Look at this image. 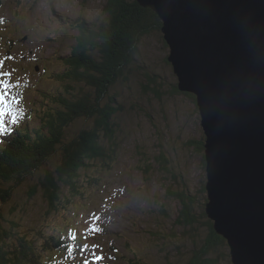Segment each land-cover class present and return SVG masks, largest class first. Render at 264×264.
<instances>
[{"label": "rangeland", "instance_id": "rangeland-1", "mask_svg": "<svg viewBox=\"0 0 264 264\" xmlns=\"http://www.w3.org/2000/svg\"><path fill=\"white\" fill-rule=\"evenodd\" d=\"M109 1L112 0L1 2L0 61L4 65L2 71L11 73L10 83L14 85L11 95L20 101L16 105L20 119L18 125L12 126V134L15 130L39 126L41 117L53 107L61 110L60 97L67 100L79 98V101L83 98L86 102L79 103L91 109L93 114L72 121L67 141L73 133H83L79 143L88 145L93 139L104 153L109 152L105 156L82 159L84 166L74 174L78 175L77 180L81 184L80 194L75 198L68 193L67 187H63L64 195L69 196L72 202L67 206H60L57 211L50 210L40 189L32 200L30 185H38L40 179L36 178L16 190L14 203L7 213L12 206L19 208L16 214L27 217L28 229L46 236L55 229L68 230L71 235L78 234L73 247L78 248L77 255L69 249L65 254L50 252L45 257L47 262L43 260L40 264H84L86 259L91 262L93 246H97L95 256L103 257L97 264H185L195 249L193 237L198 230H203V226L199 229L200 225L196 224L197 231L191 229L189 238L184 236L177 222L180 210L185 207L181 208L180 195L193 200L192 207L200 218L202 207L206 204L211 215L217 218L225 200L221 189L210 186L208 189L206 186L207 182L214 186L216 181L209 174L206 164L209 153L202 144L207 145L208 137L204 135L195 97L203 86L199 80L189 79V74L180 72V68L176 69L173 65L175 61L182 60L192 63L189 60L192 51L188 50L187 58L170 60L174 47L185 50V46L192 43L194 34L185 33L183 37L173 35L171 29L174 25L170 19L173 16L178 18L177 14L171 13L175 0H172L173 3L170 0H136L146 10L161 12L162 16L157 14L161 24L157 27L148 23L144 35L143 32L135 35L128 33V50L133 52L122 73L120 67L127 65V61L123 62L125 59L114 62L113 74L117 72V75L111 82L102 84L103 88L81 79L80 75L68 78L67 73L71 71L64 59L70 55L71 46L79 35L78 23L86 21L94 24L99 21V25L106 24ZM148 3L158 6L147 8ZM10 42L13 46L8 55ZM258 42L264 52L263 38ZM97 53L98 49L94 54ZM257 59L264 62V59ZM226 65L231 66L230 63ZM225 69L239 76L236 68ZM82 71L79 72L82 74ZM186 82L194 89L186 87ZM224 86L225 83H222L217 94L203 89L206 98L198 101L200 108L217 102V98L225 93ZM243 120L248 119L244 116ZM96 121L100 125H96ZM256 131L260 132L259 128ZM61 161L62 153L58 152L45 169L51 166L54 172ZM89 177H93L97 184L88 182ZM245 191L244 200L248 207L240 209L239 213L247 210L249 215L256 217L260 206L254 208L249 197L262 194V197L255 195V198L256 204H263L264 209V193L259 192L257 185L254 188L246 185ZM263 214L262 211L259 216ZM207 218L219 227L226 241L229 258L224 264H240L236 240L241 247V235L239 238L235 236L236 230L229 223L220 222L218 218L216 223L208 215ZM252 219L256 218L250 217L248 226ZM93 226L100 231H91ZM72 227H77L73 234ZM84 232L87 239L81 237ZM84 245H88L87 252L81 251Z\"/></svg>", "mask_w": 264, "mask_h": 264}, {"label": "trees", "instance_id": "trees-1", "mask_svg": "<svg viewBox=\"0 0 264 264\" xmlns=\"http://www.w3.org/2000/svg\"><path fill=\"white\" fill-rule=\"evenodd\" d=\"M1 2L2 0L0 6ZM106 9L108 14L106 24L99 25V21L94 24L86 21L78 23L79 35L75 38L74 46H71L70 55L64 59L65 63H68L65 67L67 66L71 71L67 73L68 78L73 79L75 75H80L81 79L88 80L100 88L117 75V72L113 74L112 67L116 66L114 62L122 59H125L124 63L127 61V65L123 64L120 67L121 73L130 63L133 51L129 53L128 50V33L135 35L143 32L144 35L148 23H154L153 25L157 27L161 24L155 12L146 10L136 0L129 2L112 0L109 1ZM12 46L13 43L10 42L8 55ZM97 49L99 53L94 54ZM80 70H83L82 74ZM79 100V98L67 100L60 97L58 102L62 104L61 110L53 107L45 114L43 112L44 116L41 117L39 126L16 131L12 136L7 137L5 144L0 147V264H40L43 260L46 261L45 257L50 252L63 253L68 249L67 245L70 244L68 230L55 229L48 236L41 232H33L32 229H28L27 217L16 214L19 208L12 206L9 213L7 209L14 203L13 196L16 190L36 178L40 179L38 185H30L32 200L41 190L50 210L57 211L60 206H67L72 202L69 196L64 195L63 187H67L68 193L75 198L80 194L78 175L74 174L84 166L82 159L109 154V152L104 153L93 139L88 145L79 143L83 133L78 135L73 133L67 141L66 135L73 126L72 121L77 117L93 114L91 109L79 103L86 100L83 98ZM108 119H105V122ZM96 125H100V122L96 121ZM202 145L205 149V145ZM58 152L62 153V161L58 168L54 172L51 171V166L45 169L47 163ZM87 181L97 184L93 181V177H89ZM192 202L189 196L180 195L181 208L185 207L184 210H180L177 218L178 227L183 229L187 238H189V230L197 231L196 224L200 225L199 229L203 226V230H198L194 235L195 249L191 252L190 260L185 264H224L229 258L228 247L224 237L217 232L214 221L207 218L208 205L202 207L201 218L204 221L201 222L200 216L194 212ZM199 232H203L204 235Z\"/></svg>", "mask_w": 264, "mask_h": 264}, {"label": "water", "instance_id": "water-1", "mask_svg": "<svg viewBox=\"0 0 264 264\" xmlns=\"http://www.w3.org/2000/svg\"><path fill=\"white\" fill-rule=\"evenodd\" d=\"M201 1H204V3L201 2L202 9H194L197 14L192 11L189 12L191 13V19H193L194 15L197 17L199 13H202L214 20V18H218L219 15L224 13L225 16H228V18L223 22V24L238 27L240 36H244L247 39L246 45L251 42V44L255 46L254 48H259V42L253 34H248V23L242 18V12H244L242 8V0H235L236 2L231 0H222L223 3L221 4L219 11L216 12L214 10L216 14L218 13L217 15L213 13V9H207L205 3L210 5V0ZM157 14L158 16H162L159 11ZM178 19L182 20L183 18ZM179 29H183L185 31L184 27ZM195 29L199 31V35L201 36L200 39L203 38V34H209V31L207 32L206 28H203L204 33L197 28ZM251 36L255 41L250 40ZM189 38L193 39V37ZM261 38L264 40V36ZM213 42V40H206L203 44L192 42L190 45H187L188 48L185 47L184 50V58L188 57V50L192 51L191 57H189V60H191L192 63H186L182 60L179 62L175 61L173 65L176 69L180 68V72H185L186 75L189 73L195 74L194 72L197 71L203 72V77L206 82H211L223 75H225L223 77H227L224 82L225 86L223 87V92L225 93L223 96L220 95L221 98H217L218 101L214 102L213 105L210 104L204 109L201 108L202 112H200V117H203L202 126L206 130L205 137H208L206 140L207 145H205V150L209 153L206 157L209 174L211 177L212 175H215L213 168H216L217 166L219 167L216 168L218 173L219 170H222V168L229 169L231 171V173L229 172V175H225V181L228 184L232 182L234 187L239 191V201L236 205H233V207L237 208V205H239V210H242L248 207V204L244 200V196H246V185L251 188H254L255 185H257L259 192L264 193V62L262 61V63L257 59H264V52L260 51L258 56L253 54L251 56L248 54L249 50L246 47V54L241 55V57L234 58L226 54V57L222 58L221 54H223V51H221V49H213L212 47H216ZM209 43H212L213 46ZM207 44H209V46ZM239 47L241 48L240 44ZM174 50H176V47ZM199 54H201V56L197 58ZM228 57L229 59L227 60ZM177 59L178 58H174L171 60L174 61ZM222 62H224V64H222ZM227 63H230L231 66H227ZM176 65L178 66L176 67ZM231 67H233V69H237L239 76H237V74L235 76V74H232L234 72L225 69ZM210 106L218 108L219 111H213L212 107L211 111L208 112L207 107ZM205 110L207 111L206 115ZM244 116L248 120H243ZM217 119L222 122V125H228L231 131H228L223 136L216 133V131L213 130V127L219 126L215 124ZM255 128L257 130L259 128L260 132H257ZM211 136L212 138H210ZM234 153H239V164L236 163L237 158L233 157ZM241 157L244 158L240 161ZM239 166L241 169L240 172H236V175H234L232 173V169H234V167L239 168ZM218 173L216 175H218ZM232 174L235 176L234 181L231 179ZM215 184L213 186L208 182V189H210L209 186L221 189L217 181ZM255 195L249 197V200L252 204H254V208L256 205L260 206L258 212H256V217L252 216L254 214L249 215L246 210L245 213H239V218H236V216L232 219H227L226 216H220L218 218L220 222L223 221L225 223H229L231 228L234 226V229L236 230L235 236H238L239 238V235H241V247L239 245V241L236 240V242H238L237 246L239 250L240 264H264V214L263 216H259L262 211L264 213V209L262 206L263 204H256L257 200ZM262 196V194L256 195L258 198ZM233 201L235 202L237 200L235 199ZM207 212L210 218L214 219L216 223L219 222L215 216L211 215L209 205ZM250 217L256 219H252L251 224L248 226V220ZM215 228L220 235L223 234L219 230V227L215 226Z\"/></svg>", "mask_w": 264, "mask_h": 264}, {"label": "bare ground", "instance_id": "bare-ground-1", "mask_svg": "<svg viewBox=\"0 0 264 264\" xmlns=\"http://www.w3.org/2000/svg\"><path fill=\"white\" fill-rule=\"evenodd\" d=\"M170 1L173 3L172 0ZM231 1L236 2L235 0H231ZM242 1H243L242 8L244 10V12H242L243 13L242 18L244 21L248 23V34H253L254 37L257 39V41H259L261 37L264 36V17H263L264 16V1L263 0H242ZM201 2L204 3V1H201V0H175L176 4L173 3L171 13L177 14L178 18H183V19L180 20L177 17L174 18V16L173 18L170 19V22H172V25H174V28L171 29V31L173 32V35L177 37H181L182 34L184 35L187 32L189 34L193 33L195 39H193L192 42L197 43V44H203L206 40H209V41L213 40L214 41L213 44L216 45V47L215 48L212 47V48L221 49V51H223V54H221L222 58L226 57V54L234 58L241 57V55L246 54V47L249 50L248 54L251 56L252 54L255 56H258L259 52L263 51L260 44H259L258 49L254 48L255 46H253L251 42H249L246 45L247 39L244 36H240L238 27L227 26L223 24V22L228 18V16H225L224 13L219 15L218 18H214V20L211 17L204 15L202 13H199L197 17H195L194 15L193 19H191L192 18L191 13L189 12L192 11L196 13L194 9H197V8L202 9ZM210 2H211L210 5L205 3L207 6V9L210 8V10H212V8L214 10H219L221 8V4L223 3L222 0H210ZM148 4L149 5H146L147 8H149L150 6H152L153 8L155 6H158V5H152L151 3H148ZM185 9H187V19H186V16L184 15L186 14ZM214 10H212L213 13L217 15L214 12ZM156 15H157V12H156ZM181 27H184L185 31L183 29H179ZM191 27H193V30H191ZM194 27L201 30V32L203 33H204L203 28H206V31L207 32L209 31V34H203V38L200 39L201 36L199 35V31L196 30ZM239 36H240V41H239ZM250 40L255 41L252 36L250 37ZM209 44L213 46L212 43H209ZM239 44L241 45V48L239 47ZM185 47L188 48V46H185ZM172 51L174 52H173V55H171L170 60L174 58H184L185 57L183 48L176 47V50H172ZM201 54H199L197 58H199ZM228 59L229 57L227 58V60ZM194 73L195 74L189 73L188 75L189 79L199 80V82H201V85L203 86L202 88L198 89V90H201L199 92L200 94L198 95V97L192 94L196 97L197 106H199L198 101H200L203 98H206L205 96L206 94L205 92H203V89L206 88V90H208V93L217 94V92L220 91L219 89L222 88L221 87L222 83H224L226 79H224L221 76V77L216 78L215 80H212L211 82H206L203 77V72L197 71ZM184 85L188 88L192 87L190 86L188 82L184 83ZM212 107H213V111L215 112L219 111V109L214 108V106L207 107V111L210 112ZM198 109L200 112H202L201 108H198ZM207 111L205 110V115L207 114ZM203 114H204V111H203ZM201 124L203 125V117L201 118ZM204 124H205V120H204ZM215 124L219 126L213 127V130L216 131V133H218L221 136L225 135L228 131H231L229 126L222 125V122L219 119H217V122ZM202 128L204 130V135H206L205 128L203 126ZM233 157L237 158L236 163L239 164V153H234ZM243 158L244 157H241L240 161ZM216 168H219V167L217 166ZM216 168H213L215 175H212V178H214L217 181L218 185L221 187L223 199H225L223 201L224 208L219 212V214H217V218H219L220 216H231L233 218L236 216V218H239V205H237V208L233 207V205H236L238 203V201H235L236 202L235 203L233 200L235 199L239 200V191L234 187V184L232 182L228 184L225 181V178H226L225 175H229V172L231 173V171L229 169L222 168L223 171L219 170V173H218ZM240 170H241L240 166L239 168L234 167V169H232V173L236 175V172H240ZM217 173L218 175H216ZM233 174L231 176V179H233L234 181L235 176ZM238 182H239V179H238Z\"/></svg>", "mask_w": 264, "mask_h": 264}, {"label": "snow or ice", "instance_id": "snow-or-ice-1", "mask_svg": "<svg viewBox=\"0 0 264 264\" xmlns=\"http://www.w3.org/2000/svg\"><path fill=\"white\" fill-rule=\"evenodd\" d=\"M3 66V61H0V143H3L4 138L12 134V126L18 125L20 119V112L16 108L20 101L16 96L11 95L10 90L14 87L10 83L11 73L2 71ZM4 77H8V79H4ZM91 231L98 232L100 229L93 226ZM84 238L87 239V236ZM71 239L75 240L76 236L72 235ZM95 247L97 246H93V260L90 262L86 259L84 264H97L98 261L103 259L102 256H95ZM73 250V248L69 249V251ZM81 251L87 252L88 245H84Z\"/></svg>", "mask_w": 264, "mask_h": 264}]
</instances>
